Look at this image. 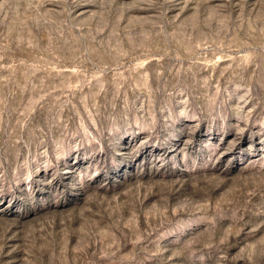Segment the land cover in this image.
<instances>
[{"label": "rangeland", "instance_id": "rangeland-1", "mask_svg": "<svg viewBox=\"0 0 264 264\" xmlns=\"http://www.w3.org/2000/svg\"><path fill=\"white\" fill-rule=\"evenodd\" d=\"M0 264H264V0H0Z\"/></svg>", "mask_w": 264, "mask_h": 264}]
</instances>
